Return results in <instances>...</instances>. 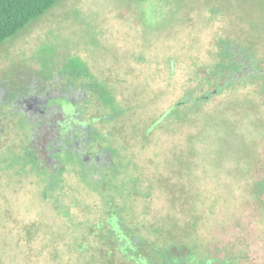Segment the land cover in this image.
Listing matches in <instances>:
<instances>
[{"label":"rangeland","instance_id":"obj_1","mask_svg":"<svg viewBox=\"0 0 264 264\" xmlns=\"http://www.w3.org/2000/svg\"><path fill=\"white\" fill-rule=\"evenodd\" d=\"M87 25L93 29L88 34ZM82 35L108 47L107 70L113 61H149L141 63V68L130 67L133 75L122 77L123 93L138 106L127 115L133 120H113L117 128L103 120L91 125L103 129L107 139L109 131L111 139L119 140L113 146L119 152H114L113 160L124 180L131 175L136 180L135 220H143L145 226H163L175 235L186 225V235L198 233L208 244L219 243L236 253L242 248L243 264H264V205L251 191L254 180L264 174L263 91L258 95L254 82L241 80L253 71L247 56L264 57V0H61L0 45V101L8 89L7 77L41 44L70 39L73 49L79 50ZM230 57L234 58L231 72L241 81L218 94L214 90L227 73L222 65ZM125 69L126 64L122 69L112 67V75ZM178 103L182 120H171L177 112L171 106ZM156 120L168 122L143 141ZM54 121L32 120L31 144L39 167L52 175L64 166L59 156L50 161V153L44 150L46 144L54 145ZM122 131L124 136L128 133L129 146L118 138L117 132ZM9 148L13 152L0 163V264H70L64 247L68 223L60 215L51 216L54 203L47 201L53 189L40 180L36 167L26 170L28 158L19 161L16 147ZM100 163L112 164L108 151ZM90 175L83 182L89 189L83 193L87 200L73 208L76 223L84 220V209L97 207L105 194L93 192L96 185L119 183L118 177L110 176L92 186ZM60 179L77 194L81 178L75 171H66ZM194 202L202 220L193 233L187 224ZM34 222L41 225V232L26 236ZM83 229L87 228L75 224L70 232L77 238ZM77 246L75 242L73 249ZM185 251L184 246L176 250ZM77 257L74 253L75 264Z\"/></svg>","mask_w":264,"mask_h":264},{"label":"flooded vegetation","instance_id":"obj_2","mask_svg":"<svg viewBox=\"0 0 264 264\" xmlns=\"http://www.w3.org/2000/svg\"><path fill=\"white\" fill-rule=\"evenodd\" d=\"M86 29L88 34L92 28L87 25ZM84 36L78 37L79 50L73 49V42L70 39H64L58 43L54 41L41 44L37 53L33 54L31 58L26 57L24 59L25 64L7 77L8 89L4 93L3 102L0 101V163L6 161V157L11 151L9 148L11 145L16 147L14 150L18 151L20 161L23 158H28L29 164L24 166L27 167L26 170H32L36 167L41 174L40 178L45 177L50 183V188L53 189V197L50 199L54 203L53 208H51L52 217L58 215L63 217L64 214L57 211L64 200L68 203V216H72L73 213L75 192L64 185L63 179L58 180L66 171H75L78 178H81L79 183L90 174L99 180L102 177H121L126 190L120 191L117 185L109 184V186L114 187L115 198L119 202L126 200L128 203V200L131 199L128 196L131 194L129 189L131 185H137L132 175L129 180H124L125 177H122V172L118 169L119 165L115 164L113 160L114 152L119 153L115 150L117 148L113 146H117L119 140L111 139L113 133L109 131L110 139H107L103 129H97V131L91 125L96 124V120H103L106 124L112 123L113 126L116 124L113 120H133L127 115L131 110H136L138 106L130 101L131 97L127 93H123L122 87L125 88V78L122 77L123 75H133L130 67L141 68L144 66L141 63L149 61H113L114 65H111L107 70L108 65L104 56L109 51L108 47L100 45L93 37L90 41L85 40L83 39ZM247 57L253 67L258 61L261 69L260 86L264 94V57L255 59L250 54ZM225 60L233 63L234 58L230 57ZM125 64V71L121 70V74L118 76L112 75V67H121L122 69ZM157 68H159L158 64ZM22 71L24 74L21 73ZM26 72L29 74L26 75ZM227 74H232L231 70L227 69ZM214 91L218 92L217 89ZM116 98L118 100H115ZM171 107L177 108L175 117L171 120H182L178 111L181 103ZM167 110H170V107ZM164 118L167 117L164 116ZM32 120H55L52 127L56 135L54 145L47 146L46 144L44 150L50 153L48 155L50 161L59 156L64 166L60 170H56L53 175L39 167L33 154L36 149L31 147L35 135ZM85 120H92V123ZM166 121L168 122V120L154 121V124L145 132L143 141H147L148 136ZM114 127L117 128V125ZM20 128H22L21 131H19ZM122 132H117L118 138L121 144L129 146L128 133L124 136L125 131ZM107 151L112 156V164L100 163L103 153ZM93 162H96L97 166H92ZM180 162L182 163L181 160ZM121 167L122 169L126 168L124 164ZM104 183L108 185V182ZM117 188L118 191L115 190ZM65 190L67 192L66 197L62 193ZM121 193H123V197ZM2 209L0 206V210ZM134 214V210L129 214L131 220H135ZM34 223L36 229L31 228L30 231L41 232V225L38 222ZM25 226L27 227V225Z\"/></svg>","mask_w":264,"mask_h":264},{"label":"trees","instance_id":"obj_3","mask_svg":"<svg viewBox=\"0 0 264 264\" xmlns=\"http://www.w3.org/2000/svg\"><path fill=\"white\" fill-rule=\"evenodd\" d=\"M59 2L61 0H0V45L7 39L16 36L32 21L51 11ZM224 61L227 64L222 65L223 69L231 70L232 62ZM256 63L253 71L248 76H243L241 80H250L252 81L251 84L254 82L257 87L256 94L259 95L262 91L260 86L261 69L258 61ZM234 75L227 73L224 75V79L217 88L218 94L227 92L228 88L233 86L235 82L237 84L241 81L236 79ZM206 82L212 84V78H207ZM263 96L264 94L261 98ZM28 164L29 162H27ZM89 178L94 182L92 186L103 179L102 177L99 180L93 175H90ZM118 179L119 183H116V185L120 188V191L126 190L123 179L121 177H118ZM40 180L44 181L45 184L48 183L45 177ZM84 181L85 179L76 186L77 194L74 195V208L75 205L76 208H80L79 201L87 200L84 198L83 193L89 189L83 184ZM254 182L255 185L251 189L252 194L258 196L264 205V176H261L259 180H254ZM83 185L86 189L82 188ZM108 186L101 183V185H96L95 189H92L97 194H105L99 197L100 201L97 207L93 204V207L90 206L88 209H84L87 214L81 222L77 221L76 223L73 216H68V203L66 200L59 206L57 212L64 214L61 220L62 222L64 220L65 225L68 223L69 227V231L66 230L69 233V239L64 242L66 244L64 247L68 249L71 256L70 264H75L74 253L78 254V264H243L245 261L242 248L239 253H236L228 246L220 247L219 243L208 244L201 239V235L197 236L198 233L195 235L191 232L186 235L184 234L186 225L178 229L177 235H175V232L170 234L166 231L167 228L163 226L154 224L145 226L141 223L143 220L139 222L131 220L129 214L136 209L132 203L138 201V196L136 194L132 195V193H135L136 187L132 191L133 185H131L129 191L132 192L130 195L128 194L131 199L127 203L126 200L117 201L114 187ZM48 187H50V183ZM110 187L113 188L109 189ZM115 190L118 191V188ZM108 191L111 194H108ZM62 193L66 197V190ZM121 196L123 197V193H121ZM47 201L50 202L51 200ZM198 209L200 208H198L197 202H194L192 213L189 214L191 215V221L187 224L192 225L188 226V230L192 231L193 229V233L195 232L194 227L198 225L200 219L202 220L199 211L196 212ZM73 224L87 229L80 231L77 238H75L74 231L70 232V230H73ZM34 227L36 225L26 230V236L29 234L32 237L33 232L30 229H34ZM198 229L199 227L196 230L198 231ZM75 242L78 246L73 249ZM183 246L186 251L177 253L176 250Z\"/></svg>","mask_w":264,"mask_h":264}]
</instances>
